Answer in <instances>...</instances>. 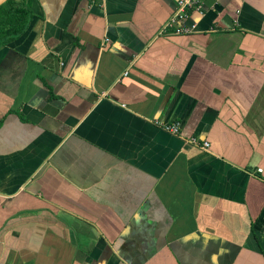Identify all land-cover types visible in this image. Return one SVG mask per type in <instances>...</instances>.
I'll use <instances>...</instances> for the list:
<instances>
[{
    "label": "crops",
    "instance_id": "0c3cea01",
    "mask_svg": "<svg viewBox=\"0 0 264 264\" xmlns=\"http://www.w3.org/2000/svg\"><path fill=\"white\" fill-rule=\"evenodd\" d=\"M176 5L31 1L0 48V264H264V0L159 33Z\"/></svg>",
    "mask_w": 264,
    "mask_h": 264
},
{
    "label": "trees",
    "instance_id": "16d2710c",
    "mask_svg": "<svg viewBox=\"0 0 264 264\" xmlns=\"http://www.w3.org/2000/svg\"><path fill=\"white\" fill-rule=\"evenodd\" d=\"M32 0H5L0 4V48L18 39L34 17Z\"/></svg>",
    "mask_w": 264,
    "mask_h": 264
},
{
    "label": "built area",
    "instance_id": "2783aa9c",
    "mask_svg": "<svg viewBox=\"0 0 264 264\" xmlns=\"http://www.w3.org/2000/svg\"><path fill=\"white\" fill-rule=\"evenodd\" d=\"M200 0H177L176 8L174 9L172 15L169 19L162 25L159 30V33H164L167 29H172L174 33H184L189 32L191 28L183 27L182 21L188 16V9H199ZM194 25H191L193 27ZM165 129L176 133L179 131L178 122H171L164 125ZM188 142L197 143V137H190ZM203 147H207L208 143L206 141H202L201 143ZM261 171V169H258Z\"/></svg>",
    "mask_w": 264,
    "mask_h": 264
},
{
    "label": "water",
    "instance_id": "95a60500",
    "mask_svg": "<svg viewBox=\"0 0 264 264\" xmlns=\"http://www.w3.org/2000/svg\"><path fill=\"white\" fill-rule=\"evenodd\" d=\"M5 0H0V4L3 3Z\"/></svg>",
    "mask_w": 264,
    "mask_h": 264
}]
</instances>
